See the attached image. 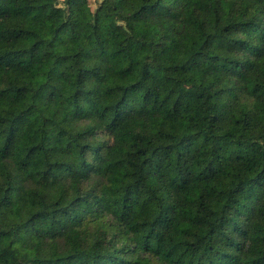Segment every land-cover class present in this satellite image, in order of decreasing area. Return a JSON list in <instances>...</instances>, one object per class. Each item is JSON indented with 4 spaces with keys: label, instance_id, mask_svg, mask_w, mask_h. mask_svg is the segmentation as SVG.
Segmentation results:
<instances>
[{
    "label": "trees",
    "instance_id": "trees-1",
    "mask_svg": "<svg viewBox=\"0 0 264 264\" xmlns=\"http://www.w3.org/2000/svg\"><path fill=\"white\" fill-rule=\"evenodd\" d=\"M5 61L0 264H264V0H0Z\"/></svg>",
    "mask_w": 264,
    "mask_h": 264
},
{
    "label": "rangeland",
    "instance_id": "rangeland-1",
    "mask_svg": "<svg viewBox=\"0 0 264 264\" xmlns=\"http://www.w3.org/2000/svg\"><path fill=\"white\" fill-rule=\"evenodd\" d=\"M58 1H59V4L61 5L62 4V0H58ZM99 1L100 0H89V4H90L91 8H94ZM134 29L135 30L149 32V33H152V34H160L161 33V28H160L158 22H147L145 20L136 21L134 23ZM8 68H12V65L10 64V62H6L5 61V62H1L0 63V78L3 77L5 74H7V72L9 71ZM10 100L13 101V99H10ZM20 125H23V127H24L25 121H22ZM10 150L8 152H11L12 151V150L11 151ZM14 156H17L16 149H15V152H14ZM107 190H109V187H104L102 189V192L104 194H106V191ZM81 212H82V209L78 211V215ZM99 212L100 211H96V210L90 212V214H89L90 220L92 221L95 217L100 216L99 215L100 214ZM73 222H74V224L77 225L78 222H79V220L77 218L76 219L73 218ZM74 227H76V226H73V228ZM43 235H45V230H43L42 227H38L35 231H33V232L30 233V240H31V242H32L35 250H39L40 249V247L42 245ZM46 240H48L47 237L44 238L43 241H46Z\"/></svg>",
    "mask_w": 264,
    "mask_h": 264
}]
</instances>
